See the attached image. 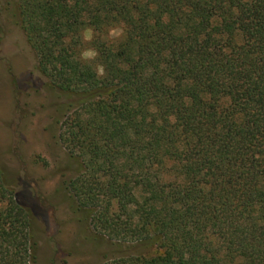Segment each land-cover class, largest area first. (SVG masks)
I'll list each match as a JSON object with an SVG mask.
<instances>
[{
    "label": "trees",
    "instance_id": "trees-1",
    "mask_svg": "<svg viewBox=\"0 0 264 264\" xmlns=\"http://www.w3.org/2000/svg\"><path fill=\"white\" fill-rule=\"evenodd\" d=\"M15 1L100 264H264V0ZM31 226L0 172V264L35 263Z\"/></svg>",
    "mask_w": 264,
    "mask_h": 264
},
{
    "label": "rangeland",
    "instance_id": "rangeland-1",
    "mask_svg": "<svg viewBox=\"0 0 264 264\" xmlns=\"http://www.w3.org/2000/svg\"><path fill=\"white\" fill-rule=\"evenodd\" d=\"M68 98L37 71L16 1L0 0V172L30 209L34 264H100L122 249L92 230L64 186L78 169L58 141Z\"/></svg>",
    "mask_w": 264,
    "mask_h": 264
},
{
    "label": "clouds",
    "instance_id": "clouds-1",
    "mask_svg": "<svg viewBox=\"0 0 264 264\" xmlns=\"http://www.w3.org/2000/svg\"><path fill=\"white\" fill-rule=\"evenodd\" d=\"M90 31L91 30H88L86 33H85V39H89L90 38ZM83 58L84 59H91V58H94L96 56V53L95 51L93 50H88V51H85L83 54H82ZM97 72H98V75H103L104 74V69L102 66H97Z\"/></svg>",
    "mask_w": 264,
    "mask_h": 264
}]
</instances>
